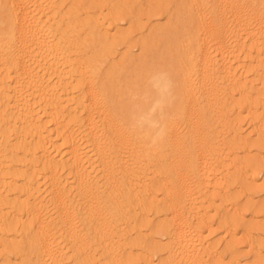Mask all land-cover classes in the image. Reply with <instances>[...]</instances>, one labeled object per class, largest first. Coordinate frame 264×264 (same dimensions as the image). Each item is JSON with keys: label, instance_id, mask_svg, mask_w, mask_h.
<instances>
[{"label": "bare ground", "instance_id": "6f19581e", "mask_svg": "<svg viewBox=\"0 0 264 264\" xmlns=\"http://www.w3.org/2000/svg\"><path fill=\"white\" fill-rule=\"evenodd\" d=\"M91 1L93 13L77 0H0V256L5 264H223L213 217L230 227L226 240L241 227L262 234L257 203L243 204L234 188L237 168L223 176L211 163L225 167L222 132H239L236 96L264 135V7L171 0L189 7L202 33L181 92L185 129L163 108L174 98L165 71L152 78L160 97L138 131L115 110L103 74L84 64L88 41H129L112 36L103 16L120 0Z\"/></svg>", "mask_w": 264, "mask_h": 264}, {"label": "rangeland", "instance_id": "374dc122", "mask_svg": "<svg viewBox=\"0 0 264 264\" xmlns=\"http://www.w3.org/2000/svg\"><path fill=\"white\" fill-rule=\"evenodd\" d=\"M77 1L81 3V7L85 11L95 12L93 8L96 5L91 0ZM170 1H118L119 7L104 11L103 16L108 28L112 25L110 28L113 30L111 35L128 36V44L126 46L113 43L105 45L101 41L90 40L85 45L87 58L84 64L88 66L90 73L103 74L104 80H107L109 84L108 97L114 102L118 114L126 118L125 126L128 129L142 130L140 125L141 114L149 110L154 100L160 97L158 90L153 85L152 78L156 74L165 71L171 74L174 98L171 103H164L163 108L171 112V119L179 123L183 130L185 129L184 119L179 115V111L184 107L185 99L181 92L184 88L183 81L188 77L191 68L189 54L197 48L202 33L195 31L189 7L171 5ZM252 2L257 7H264V0H252ZM97 4L100 5L101 1H98ZM154 4L155 7L151 6ZM160 7L163 10H160ZM152 9H155L154 15ZM81 15L84 16L83 13ZM86 19L85 16L82 21H86ZM145 27H149V29H146L145 33L142 34L141 32ZM242 62H246L244 56ZM243 101L241 96H236L233 101L235 105H232L230 110L232 111L233 120L238 122L237 129H239V132L236 133L237 136L232 131L226 132V130L221 135L223 141L227 140L219 150V154L222 153L225 160V167H217L214 162L211 163L213 167H211V171L214 172L215 169L221 175L227 176L229 174L228 170L234 173L233 167L237 168L238 175H235L237 180H235L234 188L243 195V204L248 203L250 200L257 203L258 232H262V234L241 227L237 230L236 237L233 240L231 238L226 240L230 227L224 224L219 216L217 218L216 216L213 217L212 227L209 226L214 231L211 238L217 242V250L221 257L218 262L221 261L223 264L264 263V194L257 195L255 199L250 196L257 189L264 188V171H260L264 160V135H258V121H255L250 111L243 106ZM259 114L263 115L264 112L261 111ZM249 137H251L249 145H260L259 149L261 150L259 152L247 153L249 145H244L240 141H247ZM78 139H83L80 131ZM230 142L231 145L228 146ZM54 150H52L53 155H59L60 152L58 153L57 149ZM250 157L256 161L253 169L248 168L247 161ZM157 173L158 180L163 178L160 171ZM93 175L97 176L93 178H99V170L96 169ZM62 176L63 179L64 176L66 177L65 180L68 179L67 173L63 172ZM43 184L41 186H44ZM42 190L41 199L46 200V190L44 187H42ZM154 216L157 217L158 215L156 213L150 214V220H155ZM245 219L246 222L252 220L250 216ZM204 235L208 237L209 232L205 231ZM219 242L223 243H220V245ZM237 243L239 246L236 251L228 250L227 247ZM156 258L153 257L155 264L158 263ZM0 259V264H5L4 257L0 256Z\"/></svg>", "mask_w": 264, "mask_h": 264}, {"label": "clouds", "instance_id": "9594fccd", "mask_svg": "<svg viewBox=\"0 0 264 264\" xmlns=\"http://www.w3.org/2000/svg\"><path fill=\"white\" fill-rule=\"evenodd\" d=\"M153 79H156V77H154Z\"/></svg>", "mask_w": 264, "mask_h": 264}]
</instances>
